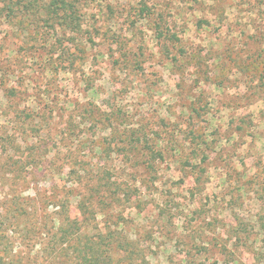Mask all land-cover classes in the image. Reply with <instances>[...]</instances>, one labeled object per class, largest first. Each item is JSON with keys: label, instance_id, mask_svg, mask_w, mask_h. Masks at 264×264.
Returning a JSON list of instances; mask_svg holds the SVG:
<instances>
[{"label": "rangeland", "instance_id": "obj_1", "mask_svg": "<svg viewBox=\"0 0 264 264\" xmlns=\"http://www.w3.org/2000/svg\"><path fill=\"white\" fill-rule=\"evenodd\" d=\"M70 1L0 0V264H264V0Z\"/></svg>", "mask_w": 264, "mask_h": 264}, {"label": "trees", "instance_id": "obj_2", "mask_svg": "<svg viewBox=\"0 0 264 264\" xmlns=\"http://www.w3.org/2000/svg\"><path fill=\"white\" fill-rule=\"evenodd\" d=\"M75 5V2L70 0H49L44 12L49 16H60L59 11H62L63 16L61 15V17L65 18L68 22H73V16L76 10ZM139 10L140 13H148L151 9L147 4L143 3ZM172 36L175 35L172 34ZM184 164L188 165L189 163ZM80 206H83L84 213L86 210L85 205L80 203ZM64 209H67L66 205ZM65 223L66 225H64ZM68 224L71 230L65 227L67 226V222H61L59 228L61 233L59 237H68L66 240L71 239V242H73L71 246L74 243L77 244L73 247V258L69 261L70 264H149L142 250L136 248L118 229L102 232V234L99 233L94 239L90 237L81 239V235L84 232L82 230L80 231L78 221L73 219ZM74 228L75 231H73ZM55 233L57 234V232ZM73 238L77 241L80 239L82 242L79 241L78 244L75 239L72 240Z\"/></svg>", "mask_w": 264, "mask_h": 264}]
</instances>
